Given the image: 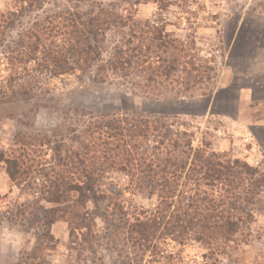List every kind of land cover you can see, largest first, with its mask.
I'll list each match as a JSON object with an SVG mask.
<instances>
[{"label":"trees","instance_id":"1","mask_svg":"<svg viewBox=\"0 0 264 264\" xmlns=\"http://www.w3.org/2000/svg\"><path fill=\"white\" fill-rule=\"evenodd\" d=\"M48 1L11 0L0 9L5 73L0 77V107L32 99L35 91H42L39 76L99 82L107 73L128 78L137 72L150 90L157 81L176 77L183 82H176L181 89L176 98L202 83L185 42L163 27L135 19L138 1L119 8L75 0L81 6L24 22ZM152 2L160 11L169 6ZM109 34L118 40L103 63L102 46ZM64 115L72 118L65 132L39 133L32 143L15 135L11 143L18 149L0 151L9 180L37 192L30 220L38 235L29 254L35 264H48L46 252L57 244L50 227L57 222L66 224L69 244L78 242L93 254L91 263L97 262L94 248L101 240L121 246L111 249L115 264H188L165 250L167 242L178 248L198 246L201 260L190 264H220L227 251L249 242L255 215L264 213V174L259 169L212 152L204 142L193 146V134L162 112L93 115L71 109ZM30 152L39 153V159ZM112 176L123 180L121 191L105 190V180ZM124 194L154 203L148 209L128 208ZM97 221L103 234H98Z\"/></svg>","mask_w":264,"mask_h":264},{"label":"rangeland","instance_id":"2","mask_svg":"<svg viewBox=\"0 0 264 264\" xmlns=\"http://www.w3.org/2000/svg\"><path fill=\"white\" fill-rule=\"evenodd\" d=\"M98 1L105 5L116 4L119 8H125V2L138 1L133 8L135 19L163 27L166 33L185 42V51L196 59L194 63L202 73V83L176 98L174 93L181 91L176 82H182L176 77L164 83L157 81L150 90L137 72L128 78L107 73L99 82H93L91 77L79 81L74 76L53 80L39 76L42 91H35L32 99L0 107V151L9 154L10 150L18 149L11 143L15 135L28 138L32 143L39 140V133L63 128L65 132L72 120L70 115L65 117L66 110H82L93 115L162 112L193 134V146L204 142L212 152L228 154L264 174V0H160L161 4H169L165 11L158 10L152 0ZM10 3L11 0H0V9ZM78 4L75 0H50L41 11L27 15L29 18L23 21L31 22L81 6ZM116 40V34L105 38L103 63L108 61ZM3 70L0 60V77L5 74ZM243 90L247 93H242ZM209 92L211 96L202 97ZM20 112L26 116L20 117ZM44 112L58 117L54 126L38 123V116ZM48 137L51 141L55 139ZM38 154L30 152L29 156L38 160ZM123 187L124 182L118 176L105 180V190L121 191ZM36 196V191L15 186L7 177L4 165H0V264L37 263L29 257L38 235L36 225L30 220L35 214ZM122 199L128 208L148 209L154 203L141 195L124 194ZM97 227L98 234H103L99 221ZM50 234L57 244L46 252L48 264H115L117 255L111 249L121 250L120 245L101 240L94 248L97 262L91 263L93 254L82 250L83 245L69 244L64 222L52 225ZM249 234V242L227 251L226 257L219 259L220 264H264V213L255 215ZM165 250L188 264L201 260L202 253L196 245L178 248L167 242Z\"/></svg>","mask_w":264,"mask_h":264},{"label":"clouds","instance_id":"3","mask_svg":"<svg viewBox=\"0 0 264 264\" xmlns=\"http://www.w3.org/2000/svg\"><path fill=\"white\" fill-rule=\"evenodd\" d=\"M58 121V117L54 114L44 112L38 116V123L43 125L54 126Z\"/></svg>","mask_w":264,"mask_h":264},{"label":"crops","instance_id":"4","mask_svg":"<svg viewBox=\"0 0 264 264\" xmlns=\"http://www.w3.org/2000/svg\"><path fill=\"white\" fill-rule=\"evenodd\" d=\"M242 93H247V91L243 90ZM246 95V94H245ZM250 98V97H249ZM251 100V99H250ZM264 120V119H263Z\"/></svg>","mask_w":264,"mask_h":264}]
</instances>
